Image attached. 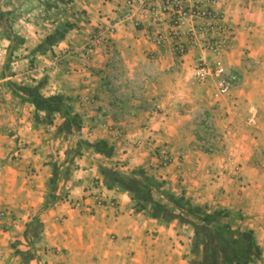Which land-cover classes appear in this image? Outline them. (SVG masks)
Returning <instances> with one entry per match:
<instances>
[{"label":"crops","instance_id":"1","mask_svg":"<svg viewBox=\"0 0 264 264\" xmlns=\"http://www.w3.org/2000/svg\"><path fill=\"white\" fill-rule=\"evenodd\" d=\"M122 10L0 0V264H264V0H217L220 20L179 56L152 42L171 30L165 14L136 12L98 41ZM226 34L218 54L201 47ZM200 61L237 77L227 96L194 80Z\"/></svg>","mask_w":264,"mask_h":264},{"label":"built area","instance_id":"2","mask_svg":"<svg viewBox=\"0 0 264 264\" xmlns=\"http://www.w3.org/2000/svg\"><path fill=\"white\" fill-rule=\"evenodd\" d=\"M123 10L114 20L102 30L101 36L97 38L98 41L108 43L116 30L118 24L125 22H133L136 12L145 15L151 21H157L161 15H169L171 21V30L167 35L158 33L152 39L153 44L161 47L165 44L167 39L175 42L174 52L176 55H183L187 50L196 43L197 35L208 34L207 22L219 21L221 14L215 12L213 9L217 5V0H122ZM191 23L193 26L189 30L190 37L184 43L179 42V28L185 23ZM198 25V26H197ZM224 31H220L222 33ZM227 33V32H225ZM230 41L229 35H224L219 40L208 39L201 44L203 50L209 51L212 54H218L223 48L227 47ZM2 40L0 37V61L5 58V49L1 46ZM85 57L90 54L91 48L86 47ZM59 63V58L55 57L50 67H55ZM194 80L203 83L209 78L215 79V89L213 92V99L219 100L227 96L237 83V77L232 74H227L221 62L217 61L213 65H207L200 61L193 71ZM6 95V88L0 82V101ZM153 111L158 112L159 107L153 106ZM167 159L163 160V164ZM75 208H79V203H73ZM109 206L114 207V204Z\"/></svg>","mask_w":264,"mask_h":264},{"label":"trees","instance_id":"3","mask_svg":"<svg viewBox=\"0 0 264 264\" xmlns=\"http://www.w3.org/2000/svg\"><path fill=\"white\" fill-rule=\"evenodd\" d=\"M29 102L32 104L38 111H42L47 114L57 113L63 116L68 121H76L75 115L72 113L69 107L64 106L61 103H58L54 99H43L34 93H30ZM114 183L108 184V187H112ZM134 208L136 211L141 212L146 208V202L138 201L135 202Z\"/></svg>","mask_w":264,"mask_h":264},{"label":"rangeland","instance_id":"4","mask_svg":"<svg viewBox=\"0 0 264 264\" xmlns=\"http://www.w3.org/2000/svg\"><path fill=\"white\" fill-rule=\"evenodd\" d=\"M202 122H203V120L201 119V120H198L197 123H196V125L202 126V128L199 129L200 135L203 134V130H205V131L209 132L208 134L210 136L211 135L215 136V133H214V130H213L214 128L210 124H208V122L207 123H205V122L202 123Z\"/></svg>","mask_w":264,"mask_h":264}]
</instances>
